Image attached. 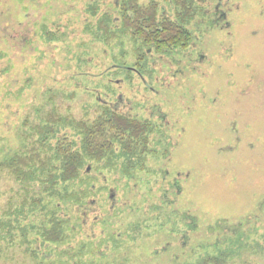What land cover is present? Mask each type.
Listing matches in <instances>:
<instances>
[{"label": "rangeland", "instance_id": "374dc122", "mask_svg": "<svg viewBox=\"0 0 264 264\" xmlns=\"http://www.w3.org/2000/svg\"><path fill=\"white\" fill-rule=\"evenodd\" d=\"M134 1L143 8L156 4L158 21L170 19L183 25L191 36L188 44L166 50L151 45L145 51L141 41L125 34L111 41L105 55L100 51L89 65L66 72L68 61L62 60L58 47L44 45L35 36L44 20L54 24L49 29L60 27L72 38L77 26L67 21L65 6L60 1L49 6L45 0H22L21 5L0 0V53L6 55L0 71H8L0 75V135L11 137L18 147L25 130L58 116L53 127L63 141L62 135L73 134L68 125L96 128L104 119L101 111L115 108L118 115L136 118L145 126L139 135L148 148L144 149L145 140L138 146L145 152H136L133 163L142 160V169L134 163L132 177L100 175L101 171L86 165L91 178H103L105 188L125 194L126 201L122 206L119 199L109 200L110 211L115 207L109 214L110 226L102 227L100 221L92 224L91 238L98 242L95 259L89 258L90 243L83 246L81 235L75 238L79 241L75 252L85 257L78 264H171L180 248L188 249L180 245L206 244L190 260L196 263L203 252L213 255L209 245L225 233L221 229L235 227L245 229L249 238L239 249L225 253L223 264H264V0H187L189 12L172 0ZM220 14L223 20L218 22ZM96 47L102 50L103 45ZM40 53H54L59 61L51 66L47 59L51 55ZM110 62L114 64L108 66ZM107 66L106 74H101ZM71 74L77 76L74 91V82L68 81ZM25 78L31 84L28 92L11 103L5 100L4 93L14 91ZM47 88L51 92L44 95ZM109 127L95 146L105 141L118 151L127 135ZM38 141L29 137L23 155H30L32 146L40 150ZM153 193L159 199L163 194L165 202L147 199ZM88 201V208L66 207L47 195L38 180L26 182L0 170V264H65L66 260L76 264L77 255L74 260L65 256L64 246L45 243L52 234L45 235L44 228L54 212H65L67 219L94 211L95 201L91 206ZM154 206L162 208L155 214L164 219L162 229L158 222L149 221ZM190 223L195 229L187 227ZM172 227L174 232L169 233ZM60 230L66 232L65 222ZM111 233L127 237L125 246L132 248L129 261L112 252Z\"/></svg>", "mask_w": 264, "mask_h": 264}, {"label": "trees", "instance_id": "16d2710c", "mask_svg": "<svg viewBox=\"0 0 264 264\" xmlns=\"http://www.w3.org/2000/svg\"><path fill=\"white\" fill-rule=\"evenodd\" d=\"M52 1H60V3L65 6L68 15L66 19L67 21L71 20L72 25L74 23L76 24L77 28L75 30H77V33L80 32L79 36L75 37L77 35L76 33L70 38L71 36L68 35H70L71 32L63 33L60 31V27L57 28V26L53 27L51 30L49 27L54 26V24L51 23L49 26L45 24L44 20L38 24L39 26H37L35 30V36L38 37L40 42L44 45H56L58 47L62 52V60L68 61L67 64L69 66L65 70L66 72L71 70L73 66L77 67L79 65V67L84 68L86 65H89L90 62L93 61V56H98L100 51H102L103 54V51L107 53V47L110 45L111 41H117L120 39L119 37H123L125 34H131V36L129 35L130 38L136 42L141 41V44L145 46V51L152 48L149 47L151 45H155L157 49L166 50L169 47L181 49L188 44L191 38L189 32L183 25L172 22L170 19L158 21L157 17L159 13L157 15L155 12L157 8L156 4H152V6L145 8L136 4L134 0H45V4L50 6ZM172 1L176 5H180L181 3L182 8H184L183 10L186 11L185 9H187V12H189L190 8L188 6L191 7V5L189 2L187 3V0ZM12 3L21 5L22 0H12ZM23 8L25 9L26 7ZM63 29H65V26H63ZM72 42H76V44L72 45ZM97 44L103 45L102 50H98V47H96ZM121 44L122 42L120 40L115 46L120 47ZM73 46H75L74 50L72 49ZM143 46L139 45V50H142ZM22 48H27V46H23ZM169 53L171 55L170 51L168 55ZM47 54L51 56L47 57ZM65 54L67 58L64 57ZM120 54L122 55L121 52ZM141 54L142 53H138V59L142 58ZM40 55L41 57H47L51 66L59 61L54 53H40ZM4 58H6V55L0 53V61ZM99 61H104V58ZM111 64L113 65L114 63L110 62L108 66ZM108 66L101 74H106L105 71H108V68H110ZM6 72L8 71L1 70L0 75ZM87 74L88 73L81 72L80 75L83 76ZM76 77L77 76L71 74L68 81L74 82ZM24 80L25 81H23V83L21 82L22 84L20 83V86L16 87L14 91L8 90V92L4 93V99L10 101V103L12 100L16 101L21 99L31 86L29 80H26V78ZM74 89H77L75 82L72 87L73 91ZM50 92V88H47L44 95H49ZM73 94L74 93L70 94V96L68 95V97L71 98ZM48 102L52 103V100L49 99ZM101 112L104 114L102 124L96 125V128L83 124V126H75L74 124L68 125L72 127L73 134L62 135L64 137L63 141L59 140L60 134H58L53 127L58 124V116L55 120L50 117L49 121L45 123L44 126L32 125L29 130H25L27 134H21V136H23V142H21V145L18 147H15V142H12L11 137L2 138L0 135V144L3 146L0 147V155L2 154L0 160L1 171L4 170L10 177H18L30 183H34V180H38L47 192V195L57 199L59 203L65 204L66 207L67 205H73L88 208V200H90V206L95 201V210L88 212L87 215L81 214L78 218L71 214V216L65 219L68 215L65 214V212H62V214L60 212L52 213L54 218H52L50 224L44 228L45 235L52 234L48 238L45 237V243L53 244L57 247L64 246L66 248L65 256L68 255L74 260L77 255L78 259L76 260V264L83 261L85 257H82L78 251L75 252V250H77V244L79 243V241L75 242V238L81 235L82 241L80 243L83 246L87 242L90 243L89 246L91 250L89 258L95 259L92 256L96 252L98 242L91 238L94 236L93 228H91L92 224L95 225L97 221H100V223L104 225L102 227L110 226L109 222L112 215L109 214L115 212V207H112L110 211L108 208L110 205L109 200L113 202L119 199L120 204L122 202V206L126 201L124 199L125 194L118 195L117 192L105 188L106 184L104 183L106 182H104L103 178H91L89 173L92 171L86 172V165H91L93 168L101 171L100 175L106 176V173H111L117 176L119 175L120 178L123 177L122 180L130 178L133 176H130V171L134 163L138 165L137 167L142 169L140 164L142 160H134L133 163V156L136 152L140 154L145 152L140 150L138 146L141 144L142 147L144 140L147 142L146 139L140 138L141 135L139 134L142 130H145V126L142 122H139L138 119L118 115L119 113L116 111V108L113 110L111 109V111L103 109ZM108 114H110L111 117L107 116ZM145 124H148V121ZM108 126H110L109 130L119 131V134H125L128 137H125L126 142L120 141V149L118 151H115L112 147H108L105 141L102 145L95 146L99 143L97 138L101 137L102 139L101 133L104 128ZM33 136L39 140V147L41 149H46V151L41 149L35 150L32 146V148L28 150L30 155L24 156L22 152H27L24 142L29 137L33 138ZM51 141H54V143ZM145 148H148V142L147 145L144 146V149ZM41 154H43L42 158ZM36 166H38V168ZM23 169H28V171H23ZM70 181H75V186L70 185ZM124 186L126 189L128 188V184ZM71 187L72 190H70ZM160 195L159 199V194L158 196H155L154 193L149 194L147 199L165 202L163 194ZM135 209L136 208H133L132 210ZM160 209L162 208L154 206V214L151 215L149 221L154 223L158 222L159 228L162 229L165 227V224L162 223L164 219L160 215V221L155 215ZM182 218H184V216H182ZM63 222H65V233L67 234L60 230ZM135 223L137 224V222ZM190 224L191 225L187 227H194L195 229L193 223ZM240 230L241 229L237 227H235V229H228V231L221 229L220 232L224 231L225 233L222 234L221 237L215 236L214 242L209 245V247L215 250L213 255L203 252L205 255L203 257L198 256L200 258L196 263L195 261L190 263V260L194 259L199 253L201 254L207 247L206 244L200 243L193 246L180 245L188 249L182 251L180 248L179 251L181 253L176 254L171 264H223L222 261L224 260L225 253L231 254L235 249H239V247L244 244L243 242L249 238L245 229ZM215 231L216 230H214V232ZM171 232H174L173 227L169 230V233ZM109 236L114 247V249L112 248V252H115L120 259L129 261V249L132 248L125 246V241H127L125 234L121 235L119 238L112 233ZM146 236L147 234L144 235L143 238L145 239ZM132 241H134V239ZM101 242H103V240ZM130 246H133V249L137 248L134 244ZM159 253L160 252L157 253L154 251L155 255ZM68 262L69 261L66 260L65 264H68Z\"/></svg>", "mask_w": 264, "mask_h": 264}, {"label": "flooded vegetation", "instance_id": "af4514ba", "mask_svg": "<svg viewBox=\"0 0 264 264\" xmlns=\"http://www.w3.org/2000/svg\"><path fill=\"white\" fill-rule=\"evenodd\" d=\"M220 20H223V16H222V14H220V16L217 17V21L220 22ZM217 21H216V22H217ZM216 22H215V23H216ZM210 25H212V24H210ZM157 117H160V116L157 115ZM110 197H111V196H110Z\"/></svg>", "mask_w": 264, "mask_h": 264}]
</instances>
